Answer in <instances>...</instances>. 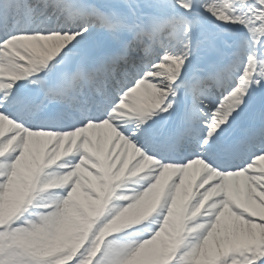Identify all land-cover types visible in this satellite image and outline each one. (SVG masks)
<instances>
[{
    "label": "snow or ice",
    "instance_id": "snow-or-ice-1",
    "mask_svg": "<svg viewBox=\"0 0 264 264\" xmlns=\"http://www.w3.org/2000/svg\"><path fill=\"white\" fill-rule=\"evenodd\" d=\"M0 264H264V0H0Z\"/></svg>",
    "mask_w": 264,
    "mask_h": 264
},
{
    "label": "bare ground",
    "instance_id": "bare-ground-1",
    "mask_svg": "<svg viewBox=\"0 0 264 264\" xmlns=\"http://www.w3.org/2000/svg\"><path fill=\"white\" fill-rule=\"evenodd\" d=\"M118 150V149H117ZM105 154H106V150H105ZM129 167H130V165H129Z\"/></svg>",
    "mask_w": 264,
    "mask_h": 264
}]
</instances>
